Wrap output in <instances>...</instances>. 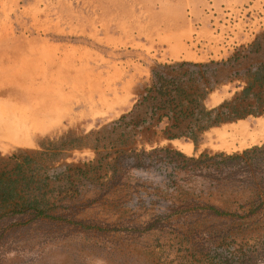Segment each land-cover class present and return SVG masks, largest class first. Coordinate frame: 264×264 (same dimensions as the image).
<instances>
[{"label":"rangeland","instance_id":"374dc122","mask_svg":"<svg viewBox=\"0 0 264 264\" xmlns=\"http://www.w3.org/2000/svg\"><path fill=\"white\" fill-rule=\"evenodd\" d=\"M263 32L264 0H0V171L16 162L9 156L37 151L32 172L50 181L48 215L33 218L0 202V264H264V219L235 228L227 216L234 229L209 236L180 235L181 222L170 227L157 216L195 200L224 206L207 195L209 171L191 170L187 158L263 145L264 84L250 87L238 111L205 118L215 123L197 141L169 139L167 119L122 140L120 128L113 131L160 63L221 62L241 51L237 61L212 66L224 79L202 103L211 109L232 99L264 74V38L250 46ZM97 131L107 137L98 149L82 144ZM130 148L167 152L161 167H128L113 182L109 174L126 157L114 164L107 156L99 178L54 177L58 167L90 162L98 151ZM201 190L208 192L199 198ZM248 195L230 198L237 203L227 209Z\"/></svg>","mask_w":264,"mask_h":264},{"label":"trees","instance_id":"16d2710c","mask_svg":"<svg viewBox=\"0 0 264 264\" xmlns=\"http://www.w3.org/2000/svg\"><path fill=\"white\" fill-rule=\"evenodd\" d=\"M263 38L264 32L259 34L250 46L257 44ZM240 54L241 51H237L227 61L221 62L179 61L160 63L153 67L151 83L139 93L138 101L130 111L113 121V124L116 125L113 131L120 128V132L117 130V140H122V136L125 134L132 135L133 131L141 125L148 124V128H150V126L160 124L164 119H167L171 123L164 128L163 132L169 139L188 136L197 141L204 130L215 123H206L204 122L205 118L215 115V119H218L225 113L238 111L237 108L242 107L247 100L250 87L256 83L259 86L264 84V74L261 75L258 72L254 81L250 82V86L244 88L232 99L225 100L219 106L211 109H207L203 105L202 102L208 93L219 86L224 79L222 70L211 69L212 66H225L232 61H237L241 57ZM258 106L264 109V100ZM249 112H253V110H249ZM188 118L192 119L191 122L183 125L182 122ZM106 128H108L107 125L102 128V132ZM156 133L157 131H154V134ZM92 135L93 133L85 135L82 138V144L92 142L98 149L100 143L107 138L101 131H97L95 137ZM164 152H167L165 148H154L141 152H138L136 148L119 149L116 152L98 151V157L90 162L79 165L65 164L58 167L54 177L61 179L60 176L62 175L73 183L87 179V177H89L88 179L90 177L96 178L98 176L96 169L102 168V163L107 156L114 160V164L121 163L126 157V164L120 169L114 166L113 172L109 174L108 182H113L115 176L128 167L143 168L144 170L155 168V165L161 167ZM33 153L38 154L37 151H24L8 157V161L15 159L16 162L12 168L3 167L0 171V202H10L15 207L14 210L19 208L18 212L28 213L31 217L36 218L48 215L49 198H45V195L48 193L47 187L50 185V181L32 172L34 169H32L31 162L34 157L31 154ZM113 153L118 155L112 157ZM263 158L264 144L245 149L241 153H217L214 155L202 153L199 157L187 158V165L192 168L191 170H199L200 172L208 170L210 173L211 190L209 192L201 190L197 196L200 198L207 192L208 196L217 195L224 206L195 200L193 204L189 202L180 207L158 210L157 216L159 218L165 216L166 219L170 220V223L167 224L170 227L181 222V226L174 228V231L180 235L200 232L208 233L209 236H225L231 229H234V227L230 228L224 224L227 222V216H230V222H238L235 228L263 221ZM6 174L8 176L5 177ZM99 177L100 175L97 178ZM245 193L249 194L246 202L238 204L235 210L227 209L230 208L228 203H237L231 201L230 198L242 196ZM174 216L178 217L175 218ZM204 218L208 220L218 219L219 221H206Z\"/></svg>","mask_w":264,"mask_h":264},{"label":"bare ground","instance_id":"6f19581e","mask_svg":"<svg viewBox=\"0 0 264 264\" xmlns=\"http://www.w3.org/2000/svg\"><path fill=\"white\" fill-rule=\"evenodd\" d=\"M242 124V122L241 123H239V128H240V130H244L243 129V126L241 125ZM238 127V126H237ZM219 128V127H218ZM237 136V135H236ZM213 142H214V140H213Z\"/></svg>","mask_w":264,"mask_h":264}]
</instances>
